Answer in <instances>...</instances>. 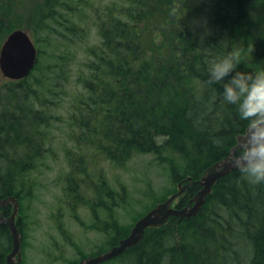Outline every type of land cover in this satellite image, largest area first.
Masks as SVG:
<instances>
[{
	"label": "trees",
	"instance_id": "obj_1",
	"mask_svg": "<svg viewBox=\"0 0 264 264\" xmlns=\"http://www.w3.org/2000/svg\"><path fill=\"white\" fill-rule=\"evenodd\" d=\"M202 1L112 0L104 6L101 49L89 53L92 64L81 74L84 92L66 117L83 131L80 139L92 147L94 159L122 165L134 154L154 153L168 163L174 183L198 180L245 131L249 124L236 106L223 102L224 82H208L207 65L235 53L241 70L264 69V0H207L209 31L193 22ZM72 2L37 0L29 11L19 0H0V46L26 20L36 37L58 33L60 24L66 35H59L79 38L89 25L85 6ZM37 52L32 74L0 82V197L14 196L19 204L28 183L24 171L45 151L40 147L48 136L51 95L56 89L66 94L70 70L64 60L72 58L62 52L42 61L41 49ZM164 151L176 157H163ZM199 188L197 181L189 185L177 204L185 205ZM122 190L101 185L93 190L98 202L91 207L105 205L106 198L111 209L123 198ZM9 206L2 208L4 214ZM102 223L105 234L113 231L110 245L129 233L115 219ZM9 236L0 224V264ZM118 257L125 264H264V183L252 184L233 169L212 186L196 214L147 228Z\"/></svg>",
	"mask_w": 264,
	"mask_h": 264
},
{
	"label": "rangeland",
	"instance_id": "obj_2",
	"mask_svg": "<svg viewBox=\"0 0 264 264\" xmlns=\"http://www.w3.org/2000/svg\"><path fill=\"white\" fill-rule=\"evenodd\" d=\"M87 1L90 3L85 5L80 0L85 6L84 22L88 21L89 29L87 33L80 31V37L75 40L70 36L59 35H66L60 29V24L56 27L59 34L39 37H36L33 25L27 20L23 28H17L27 32L36 48L41 49L42 61L62 52L72 58L64 60V63L69 60L66 68L70 70L66 75L69 80L66 94L63 95L56 89L53 93L56 95H51L54 104L47 110L51 117L47 122L50 125L48 136L43 147H40V150L43 148L45 151L29 165L32 168L24 171L28 183L21 188L24 191L20 197L17 220L22 235L21 259L16 264H78L87 256L101 253V247L102 252L106 251L113 246L108 241L113 231L107 234L102 231L104 220L115 219L123 229L130 232L135 221L177 191L180 182L174 183L170 179L172 177L168 163L158 159L154 153L134 154L122 165L94 159L92 147L80 139L83 131L67 120L66 117L74 106L73 102L84 92L81 74L87 73V66L92 64L90 60L93 56L89 53L95 54L101 49L98 23L104 16V6L112 0ZM36 2L37 0H19L29 11L36 6ZM200 6L202 13L194 17L193 22L203 31H209L211 25L208 21V1L203 0ZM70 41L74 43H68ZM32 72L33 69L29 74ZM37 76L41 77L40 74ZM2 79L5 78L0 72V82ZM56 82L60 84L59 81ZM163 138L157 139L161 142ZM92 140L90 138L87 141ZM162 156L176 157L165 151ZM187 179L188 177L184 180ZM107 183L115 188H123V198L118 200L117 205H111L109 210L105 198L106 204H99L95 210V206L91 207V204L98 202V194L93 190L98 191L101 185L107 190ZM176 202L177 199L174 203ZM8 209L10 211L11 206ZM10 251L11 237L4 264ZM123 257L116 256L99 264H125Z\"/></svg>",
	"mask_w": 264,
	"mask_h": 264
},
{
	"label": "water",
	"instance_id": "obj_3",
	"mask_svg": "<svg viewBox=\"0 0 264 264\" xmlns=\"http://www.w3.org/2000/svg\"><path fill=\"white\" fill-rule=\"evenodd\" d=\"M37 58L36 47L27 32L16 29L10 32L0 47V72L9 79H21L29 74ZM250 131L249 125L243 133L236 136V144L229 153L204 169L198 180H190L185 184H178V190L170 194L165 200L157 203L133 224L129 234L121 238L117 244L95 256H88L78 264H99L122 254L126 249L135 246L144 236L145 230L150 227H160L170 217H190L196 214L204 204L207 195L217 180L233 169L231 158L238 149L244 136ZM197 181L200 189L187 201L186 205L178 206L174 201L184 194L185 189ZM11 205V211L4 215L0 211V224L7 226L11 237V251L6 255L5 264H16L21 259V232L16 224L19 202L14 196L0 197V206Z\"/></svg>",
	"mask_w": 264,
	"mask_h": 264
},
{
	"label": "clouds",
	"instance_id": "obj_4",
	"mask_svg": "<svg viewBox=\"0 0 264 264\" xmlns=\"http://www.w3.org/2000/svg\"><path fill=\"white\" fill-rule=\"evenodd\" d=\"M239 65L235 53L211 59L207 65L208 82H224L223 102L236 106L240 119L248 122L250 131L231 162L250 183L261 184L264 183V69L249 72Z\"/></svg>",
	"mask_w": 264,
	"mask_h": 264
},
{
	"label": "bare ground",
	"instance_id": "obj_5",
	"mask_svg": "<svg viewBox=\"0 0 264 264\" xmlns=\"http://www.w3.org/2000/svg\"><path fill=\"white\" fill-rule=\"evenodd\" d=\"M1 173H2V171H1ZM2 178V177H1ZM24 191V190H23ZM26 194V193H25ZM81 194V193H80ZM76 197V196H75ZM74 200V199H73ZM87 202V201H86ZM103 203V202H102ZM105 203V202H104ZM104 206V205H103ZM107 207V206H106ZM70 208V207H69ZM77 208V207H76ZM74 210H76V209H74ZM96 210V209H95ZM103 210V209H102ZM96 212V211H95ZM72 214V213H71ZM74 214V213H73ZM73 217V216H72ZM101 218V217H100ZM19 219V218H18ZM104 219V218H103ZM82 221V220H81ZM107 221V220H106ZM59 227V226H58ZM108 249V248H107ZM78 259V258H77Z\"/></svg>",
	"mask_w": 264,
	"mask_h": 264
}]
</instances>
